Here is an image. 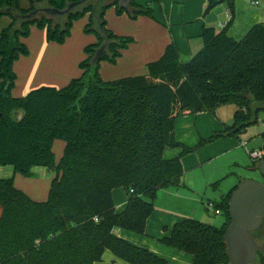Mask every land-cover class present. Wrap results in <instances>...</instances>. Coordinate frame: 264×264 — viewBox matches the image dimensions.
Masks as SVG:
<instances>
[{
  "label": "trees",
  "instance_id": "1",
  "mask_svg": "<svg viewBox=\"0 0 264 264\" xmlns=\"http://www.w3.org/2000/svg\"><path fill=\"white\" fill-rule=\"evenodd\" d=\"M78 1L61 0L57 5L52 0H29L24 10L18 0H0V18L10 19L0 32V167H11L24 178H32L36 167L54 174L44 202L18 190L12 177L0 179V264H99L106 250L127 264H170L113 232L144 234L157 192L180 186L184 156L224 136L238 139L257 122L258 111H264V23L254 24L235 40L226 31L234 0H208L204 14L226 2L231 20L221 31L204 27L202 48L191 59L182 62L172 42L158 60L146 65L145 76L106 82L99 75L100 63L115 64L132 43L107 28L106 11L115 8L132 19L151 17L152 3L141 6L128 0L126 8H119L117 0H93L65 17L38 14L24 19L40 9L62 10ZM86 15L84 33L93 34L96 43L84 48L87 58L78 66L82 75L60 89L43 86L24 97H12L16 80L12 67L29 55L23 39L30 27L44 30L48 43L62 45L73 22ZM105 42L101 59L92 63ZM227 105L235 112L223 133L193 149L176 142L177 118L214 114ZM261 136L264 146V132ZM55 140L65 143L58 163L52 152ZM167 147L181 148L182 153L165 160ZM116 188L127 195L120 213L112 199ZM234 188L216 203L226 220L220 228L186 218L159 242L190 255L192 264H229L225 230ZM254 263L264 264V253H258Z\"/></svg>",
  "mask_w": 264,
  "mask_h": 264
},
{
  "label": "crops",
  "instance_id": "2",
  "mask_svg": "<svg viewBox=\"0 0 264 264\" xmlns=\"http://www.w3.org/2000/svg\"><path fill=\"white\" fill-rule=\"evenodd\" d=\"M52 1L57 5L61 3V0ZM134 1L142 6L153 0ZM207 2L208 0H158L152 7L151 17L138 16L135 19H132L126 12L117 14L115 8L108 9L105 13L107 28L117 36L131 38L132 43L125 50L121 51V55L115 64L108 62L100 63L99 75L101 79L110 82L125 77L145 76L147 74L146 65L158 60L163 55L166 47L172 42L176 45L180 60L187 62L202 48L200 35L203 28L213 27V23L208 19L207 14H204ZM18 3L21 9L27 10L29 8V0H18ZM226 11L228 13V8ZM261 15L264 18V13ZM88 18V15L84 16L81 19V21L83 20L82 23H87ZM9 24L10 19L8 17L0 18V32ZM229 36L232 37L233 35ZM232 38L235 39L234 36ZM68 40L62 45L48 43L45 31L38 29L36 26H31L29 36L23 39V43L29 50V55L27 57H20L14 62L12 67L16 80L10 93L11 96L21 98L29 91L43 86H52L53 88L60 89L61 87H65L72 79L79 78L82 75V71L78 66L87 58L84 53L86 46L78 50V54L75 57L66 48ZM89 42L90 44L88 45L95 44L96 38H89ZM32 44L34 46V55H32L30 49ZM216 111L213 114L214 116H211L212 113L203 112L177 118L174 121V138L176 142L186 148L193 149L202 141L210 139L215 133H223L225 126H231L233 120L231 123L222 121L220 117L216 116ZM20 117L21 113L19 112L17 120ZM233 138V136H224L202 147L198 162L204 160L208 162L217 157L226 156L236 150L239 145L234 142ZM237 140L240 141L239 139ZM57 141L59 140H55L52 144V152L55 158H61L65 143L61 141L63 144H60ZM181 153V148L167 147L164 149L162 156L165 160H171L178 157ZM186 156L181 159L184 169L189 168L187 167L189 155ZM59 160L56 161L55 159L56 163ZM33 173L39 175L38 181L43 183V185H40L41 187L46 186L48 188L49 185L50 188L54 176L52 178L48 174L49 171L45 168L36 167L33 169ZM15 176L16 174L13 173L11 167H0V178L12 177L14 183ZM26 179L24 181H27ZM237 185L238 183L231 185L228 192L221 196V199ZM180 186L182 187V185ZM183 188L186 189V186L183 185ZM33 191L34 196L40 195V198L32 195L30 197L26 194L30 199L35 201L45 198L46 201L49 189L46 195L43 193V188L39 190L40 193H38L36 188ZM173 195L176 194L167 188L161 189L157 192L156 201L160 196L169 198ZM112 199L115 211L117 213L122 212L127 204L126 192L122 188L113 189ZM170 218L168 221L164 220L161 214L153 211L146 221L144 234L138 235L122 229L114 230L113 234L133 246L150 251L152 254L167 260L170 264H176L182 260L188 262L186 264H189V262L192 264V257L190 255L189 258L186 256L188 254L164 246L159 242V239L169 235L175 223L182 220L175 216ZM165 222H169L168 225L164 224Z\"/></svg>",
  "mask_w": 264,
  "mask_h": 264
},
{
  "label": "rangeland",
  "instance_id": "3",
  "mask_svg": "<svg viewBox=\"0 0 264 264\" xmlns=\"http://www.w3.org/2000/svg\"><path fill=\"white\" fill-rule=\"evenodd\" d=\"M255 1L258 4L257 6L253 5V2ZM147 3H152L153 7V5L157 3V0ZM227 8V3L223 2L207 13L208 19L211 20L213 28L217 31H221L219 28L220 24L226 23L227 21ZM262 13H264V0H234L233 20L226 30L227 34L233 35L235 40H240L251 26L257 23H264V18H262L261 15ZM82 21L79 19L73 22L70 36L68 38L69 40L66 39L68 40L66 48L75 57L78 54V50H81L82 47L90 44L91 41L89 42V38H96L93 34L84 33L86 22L82 23ZM30 47L32 55H34L33 44ZM234 112L235 107L232 105L221 106L217 109L216 116L220 117L224 122L231 123ZM211 116L214 115L211 114ZM256 118L257 122L255 124H251L246 129L245 133L239 135L238 139L240 141H238L235 137L233 138L234 142L239 146L228 155L217 157L216 159L208 162L207 160L198 162L201 152L200 149L208 144H211L213 141L207 142L196 149L195 152L189 154V159L187 160V167L189 168L184 169V166L182 167L183 172L185 173L182 181L180 182L182 187L167 188L176 195L169 198L166 196H160L157 201L154 202L155 206L153 211L161 214L162 219L167 221L171 219L170 217L175 216L178 217V219H193L201 223L220 228L226 221L225 216L222 213L215 215L213 211L207 210L206 204L208 202L220 203L222 198L221 196L225 195L228 192L229 187L234 183H239L243 180H253L263 183L257 169L258 164L253 162L246 154L245 149L241 147L242 142L247 144L248 150H258L263 147V139L261 135L264 132V111H258ZM57 142L63 144L61 141ZM54 151L56 153L55 148ZM59 158L60 157L55 158L56 161H58ZM48 174L53 178V173L49 172ZM0 179H4V177H1ZM38 179L39 175L34 174L32 178H27V181H24V177L16 174L14 186L30 197L31 195L34 196L32 193L34 192V188L38 190V193H40L39 190L43 188V193L46 195L49 185L48 188H46V186L41 187L40 185H43V183L38 181ZM239 179L241 180L238 182ZM183 185L186 186V189L183 188ZM34 197L40 198V195ZM35 201L42 202L45 201V198L43 200ZM168 223L165 222L164 224L168 225ZM263 235L264 224L255 234L257 243L260 246H264V239L262 238ZM186 256L190 258L189 255ZM101 261L102 262L99 264H127L115 258L107 250L104 252ZM184 263L186 264L188 262L182 260L178 261L176 264Z\"/></svg>",
  "mask_w": 264,
  "mask_h": 264
},
{
  "label": "water",
  "instance_id": "4",
  "mask_svg": "<svg viewBox=\"0 0 264 264\" xmlns=\"http://www.w3.org/2000/svg\"><path fill=\"white\" fill-rule=\"evenodd\" d=\"M91 1L93 0H79L75 3H69L62 10L43 8L24 16V19L29 20L38 14H43L49 18L65 17ZM117 2L119 8H126L129 4L128 0H117ZM106 47L107 43L105 42L96 50L92 63L101 59ZM257 169L263 183L243 180L230 194L228 202L230 224L225 230L229 264H254L258 253H264V246L258 245L254 237V233L264 224V158L258 163Z\"/></svg>",
  "mask_w": 264,
  "mask_h": 264
},
{
  "label": "built area",
  "instance_id": "5",
  "mask_svg": "<svg viewBox=\"0 0 264 264\" xmlns=\"http://www.w3.org/2000/svg\"><path fill=\"white\" fill-rule=\"evenodd\" d=\"M253 5H256V6H257L258 4H257V2L255 1V2H253ZM230 20H231V15H230V13H229V11H228V17H227V21H226V23L220 24L219 28H220V29H224V28L227 26V24H228V22H229ZM241 147L245 149L246 154L249 156V158H250L253 162H255V163L258 164L261 160H263V158H264V147H262V148H260V149H258V150H248V149H247V144H246L245 142H242V143H241ZM206 207H207V210H211V211H213V213H214L215 215H219V214H221L220 210L216 207V203L208 202V203L206 204Z\"/></svg>",
  "mask_w": 264,
  "mask_h": 264
},
{
  "label": "flooded vegetation",
  "instance_id": "6",
  "mask_svg": "<svg viewBox=\"0 0 264 264\" xmlns=\"http://www.w3.org/2000/svg\"><path fill=\"white\" fill-rule=\"evenodd\" d=\"M262 226H263V225H262ZM262 226H261V228H262ZM261 228H260V229H261ZM260 229H259V230H260ZM259 230H258V231H259ZM258 231H257V232H258ZM257 232H256V233H257ZM262 238L264 239V235H263V237H262Z\"/></svg>",
  "mask_w": 264,
  "mask_h": 264
}]
</instances>
